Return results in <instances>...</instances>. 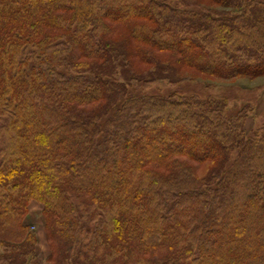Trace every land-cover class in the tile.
<instances>
[{
	"label": "trees",
	"instance_id": "obj_1",
	"mask_svg": "<svg viewBox=\"0 0 264 264\" xmlns=\"http://www.w3.org/2000/svg\"><path fill=\"white\" fill-rule=\"evenodd\" d=\"M205 8L203 12L192 8ZM264 77L255 0H0V264H264V124L152 86Z\"/></svg>",
	"mask_w": 264,
	"mask_h": 264
},
{
	"label": "rangeland",
	"instance_id": "obj_2",
	"mask_svg": "<svg viewBox=\"0 0 264 264\" xmlns=\"http://www.w3.org/2000/svg\"><path fill=\"white\" fill-rule=\"evenodd\" d=\"M255 1L264 3V0H255ZM192 9L200 12L206 10L205 8L203 9L199 7H195ZM141 90L142 92L149 94L159 93L166 95L172 92H180L186 95L197 94L201 97L215 96V97L226 98L231 111H236L240 109L242 106L250 104L255 110L254 111L255 115L254 116L248 115L245 122V129L246 130L255 129L257 127H261L264 124V77H257L255 79H250L247 77H236L230 79H224L219 77H214L209 79V78L199 77V78L182 81L179 84H174V85L164 84L161 86H152L150 88L141 89ZM40 216H42V210L40 211ZM28 226L30 230L34 232L36 237L35 252L37 255L36 248H37V240H38L37 235L39 232L38 231L39 227L37 225L36 226L28 225ZM44 238L49 256L50 249L47 245L45 231H44ZM47 257H46V262L48 264H51L47 261ZM37 258L39 261L38 255Z\"/></svg>",
	"mask_w": 264,
	"mask_h": 264
},
{
	"label": "crops",
	"instance_id": "obj_3",
	"mask_svg": "<svg viewBox=\"0 0 264 264\" xmlns=\"http://www.w3.org/2000/svg\"><path fill=\"white\" fill-rule=\"evenodd\" d=\"M42 205L36 201H31L28 205V212L24 219V223L27 225H37L39 232L37 235V255L41 264H48L46 257L48 256V249L44 238V219L40 216Z\"/></svg>",
	"mask_w": 264,
	"mask_h": 264
}]
</instances>
